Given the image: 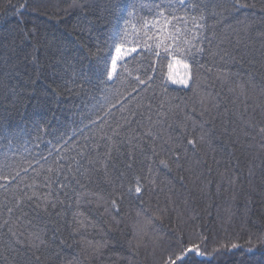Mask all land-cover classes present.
Masks as SVG:
<instances>
[{
  "label": "trees",
  "instance_id": "1",
  "mask_svg": "<svg viewBox=\"0 0 264 264\" xmlns=\"http://www.w3.org/2000/svg\"><path fill=\"white\" fill-rule=\"evenodd\" d=\"M0 264H264V0H0Z\"/></svg>",
  "mask_w": 264,
  "mask_h": 264
},
{
  "label": "rangeland",
  "instance_id": "2",
  "mask_svg": "<svg viewBox=\"0 0 264 264\" xmlns=\"http://www.w3.org/2000/svg\"><path fill=\"white\" fill-rule=\"evenodd\" d=\"M130 51L122 52V49H117L116 53L114 55L110 73H109V79H111L114 75L116 64L123 58L129 56ZM167 80L169 84L181 87V88H187L189 84V71L186 64L179 63V62H172V64L169 67Z\"/></svg>",
  "mask_w": 264,
  "mask_h": 264
}]
</instances>
